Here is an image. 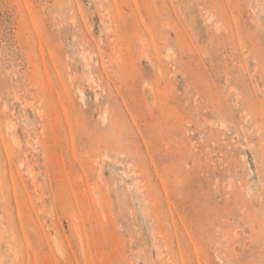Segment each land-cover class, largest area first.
<instances>
[{
	"label": "rangeland",
	"instance_id": "374dc122",
	"mask_svg": "<svg viewBox=\"0 0 264 264\" xmlns=\"http://www.w3.org/2000/svg\"><path fill=\"white\" fill-rule=\"evenodd\" d=\"M0 264H264V0H0Z\"/></svg>",
	"mask_w": 264,
	"mask_h": 264
},
{
	"label": "bare ground",
	"instance_id": "6f19581e",
	"mask_svg": "<svg viewBox=\"0 0 264 264\" xmlns=\"http://www.w3.org/2000/svg\"><path fill=\"white\" fill-rule=\"evenodd\" d=\"M79 91V90H78ZM81 95H83L81 92H80ZM82 99V98H81ZM15 142V141H14Z\"/></svg>",
	"mask_w": 264,
	"mask_h": 264
}]
</instances>
